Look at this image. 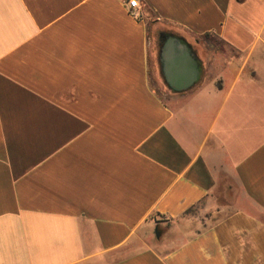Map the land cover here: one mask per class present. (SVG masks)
I'll use <instances>...</instances> for the list:
<instances>
[{"label": "crops", "instance_id": "crops-1", "mask_svg": "<svg viewBox=\"0 0 264 264\" xmlns=\"http://www.w3.org/2000/svg\"><path fill=\"white\" fill-rule=\"evenodd\" d=\"M126 1L0 0V264H264V0Z\"/></svg>", "mask_w": 264, "mask_h": 264}, {"label": "built area", "instance_id": "built-area-1", "mask_svg": "<svg viewBox=\"0 0 264 264\" xmlns=\"http://www.w3.org/2000/svg\"><path fill=\"white\" fill-rule=\"evenodd\" d=\"M126 4L129 8L130 14L134 17H137L138 16V8L140 5V0H127Z\"/></svg>", "mask_w": 264, "mask_h": 264}, {"label": "trees", "instance_id": "trees-1", "mask_svg": "<svg viewBox=\"0 0 264 264\" xmlns=\"http://www.w3.org/2000/svg\"><path fill=\"white\" fill-rule=\"evenodd\" d=\"M193 211V210H192Z\"/></svg>", "mask_w": 264, "mask_h": 264}]
</instances>
